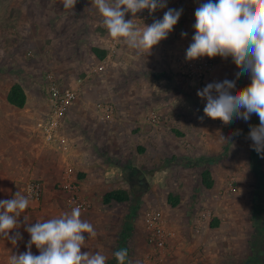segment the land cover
<instances>
[{
	"label": "crops",
	"instance_id": "crops-1",
	"mask_svg": "<svg viewBox=\"0 0 264 264\" xmlns=\"http://www.w3.org/2000/svg\"><path fill=\"white\" fill-rule=\"evenodd\" d=\"M204 2L207 0H167V7L151 14L148 9L137 12L135 17L126 13V20L133 19L142 28L154 19H162L168 8L183 9L168 37L154 45L150 54L138 55L109 36L100 24L102 17L92 0H77L73 12L64 10L61 0H0V8L3 7L0 28L8 31L15 27L18 36L15 49L23 50L29 40L45 62L46 55L59 52L54 36L71 35L64 38V45L75 54L59 55V59H63V67H74L62 74L73 75V80H77L75 100L80 102L78 110H71L73 102L65 115L61 133L65 145L59 142L47 145L36 126L46 110L43 78L23 73L3 86L0 80V200L12 199L17 191L28 196L27 183L31 181L42 185L40 198L30 199L29 207L18 217L20 227L9 233L14 236L18 232L22 238L16 245L0 238V264H7L11 254L28 250L27 226L71 211L67 204L69 193L59 188L65 181L77 182L80 194L90 202L89 208L81 210V219L90 222L97 235L88 239V234L83 233L86 247L82 246V252L100 251L112 256L119 243L110 229L114 226L110 224L114 218L109 221L110 207L129 202L134 186L142 184V193L138 195L141 216L148 211H160L170 235L161 254L148 258L145 225L140 224L138 233H142L132 241L137 256L142 253L146 261H162L167 255L161 264H264V233L256 237L258 212L264 204V154L254 150L248 136L250 127L259 124V117L253 114L248 121L234 119L224 124L204 115L206 100L197 95L208 83L224 79H236V88H243L250 83V76L237 79L235 73L239 69L232 58L220 56L213 58L212 69L201 82H189L175 72L178 57L192 42L195 10ZM181 32L187 36L182 37ZM79 46L82 53L77 51H81ZM92 47L104 51V57L99 59ZM87 61L100 65L101 75L108 76L105 80L102 77L103 88L97 91L99 97L111 101L103 102H110L114 108L108 118L102 117L97 104L94 107L92 104L90 113L93 111L97 120L114 117V122L131 123L128 132L112 133L111 139L116 143L112 151L119 153V163L115 165H106L97 156L93 136L86 128L91 116L84 105L87 95L81 93L83 79L76 72ZM169 69L173 75L167 72ZM14 83L20 84L25 92L22 107L7 100ZM133 83L144 85V90L124 89ZM147 115L149 123H142ZM152 115L156 122L150 121ZM134 116L138 118L136 122ZM133 124L140 125L142 132L132 133ZM125 140L131 149L128 154L124 152ZM163 161L169 163L163 165ZM140 168L144 170L143 179H138ZM205 170L209 173L210 187L203 184ZM131 180L138 181V185ZM116 189L126 190L129 199L105 204L104 194ZM105 220L109 221L106 231ZM257 240L259 243L255 245ZM31 251L39 255L34 244ZM135 261L139 259L134 258Z\"/></svg>",
	"mask_w": 264,
	"mask_h": 264
},
{
	"label": "clouds",
	"instance_id": "clouds-1",
	"mask_svg": "<svg viewBox=\"0 0 264 264\" xmlns=\"http://www.w3.org/2000/svg\"><path fill=\"white\" fill-rule=\"evenodd\" d=\"M64 10L73 12L77 0H61ZM102 19L100 24L109 36L137 54H150L154 45L166 39L177 24L183 9L168 8L162 19H154L150 25L140 26L133 19L126 20V13L135 17L144 9L149 14L167 7V0H92ZM195 32L186 49L185 59L195 60L204 56L223 59L229 57L242 75L250 76V83L237 89L236 79L213 81L197 91L206 100L204 115L230 124L234 119L248 121L255 114L259 124L252 125L248 133L252 147L264 154V0H207L195 10ZM186 37V32H181ZM203 119V117H201ZM223 138V137H222ZM30 195L19 191L12 199L0 200V238L9 239L13 245L21 239L20 233L10 236L19 228L18 217L29 207ZM27 221L28 218L25 216ZM30 234L28 250L11 254L7 264H106L108 257L100 251L82 252L86 238L96 237L94 226L81 219V208L75 206L70 212L58 217L37 221L25 229ZM39 255L31 251L32 245ZM118 264H140L129 259L127 249L113 253Z\"/></svg>",
	"mask_w": 264,
	"mask_h": 264
},
{
	"label": "rangeland",
	"instance_id": "rangeland-1",
	"mask_svg": "<svg viewBox=\"0 0 264 264\" xmlns=\"http://www.w3.org/2000/svg\"><path fill=\"white\" fill-rule=\"evenodd\" d=\"M2 8L3 7L0 8V14L3 10ZM2 30L3 29L0 28V31ZM17 37L18 36L16 34L15 27H13L12 29L8 31L5 30V31L0 32V43L3 44V45L0 44V80L2 82L1 86H3V84L5 83H8L9 80H11L10 78L12 77L20 76L23 73H26V74L29 73L32 75L36 74L37 76H40L41 80L43 78L42 86H41L42 90L44 89V85L46 83L45 80H47V75H50L53 78H58L61 80L64 78L62 81L65 85L76 88L75 85L77 84V80L76 81L73 80L74 76L70 75L69 77H66V75L62 74L67 69L69 70L74 67H66V68L63 67V65H61L62 64L61 62L63 61V59L61 60L59 59V55H63V56L65 55L66 57L68 56L70 57V56H73V54H75L74 51L69 50V48H67L68 46L64 45L65 44L64 38L71 37V35L54 36V38L58 40L57 41L58 45L56 47L58 49L57 52L58 51L59 52L54 53L50 57L46 55L45 62H43V57L39 56V52L36 50V47L29 40L26 41L28 46H25L23 50H19V47L15 49V47L17 46L16 45L17 41H18ZM78 49H81V51L80 50H77V51L79 53H82V47L79 46ZM39 58H42V59H39ZM47 58L49 59L47 60ZM79 71L80 72H76V75L80 76V78L83 79L82 81L83 85L81 86L80 84L81 93L87 95L86 97L87 104L85 103L84 105L87 106L86 109L89 112L88 116H91V119L89 121L90 125L87 123L86 128H89L87 129V131L91 132L90 136H93V139H94L93 146H95L94 150H96L97 156L100 157L106 165H115L116 163L118 164L119 162H118L117 154L119 153L116 154V152L114 150L112 151V148H111V147H115V144H116L115 142L113 143V140L111 139L112 133L119 135V134L128 132V128H130L129 126L131 125V123L125 124V123H121L117 121L114 122V119H113L114 117L112 119L109 118L110 120L108 121H104L100 119L97 120L98 118H96L94 112L91 111L90 113V110H92L91 109L92 104L94 107V105H96L98 102H103V100H109V99H104L102 97H99L98 95L99 92L97 91L98 89L103 88L102 81H100L102 80V77L105 80V78H108V76L101 75L103 72V70L101 69V66L91 61H87L86 64L82 68L79 69ZM167 72L170 75L174 74V72H172V69H169ZM59 75L62 76L63 78L60 77ZM111 81L112 80L108 81V84ZM124 89L143 91L144 85L142 84L140 85L139 83L137 84L133 83L131 86H129L128 88H124ZM73 104L74 106L71 108ZM73 104L70 105L71 110H78L80 106V102L78 100H75ZM134 117L135 118L133 121L136 122L138 118L137 116H134ZM66 118L67 117H65V119ZM72 118H73V115H72ZM78 118H79V115H78ZM142 120H143L142 123L144 121L149 123L148 121L149 115H147L146 118ZM76 121L78 123V120ZM131 129H132V133H136L142 130L143 128H141L140 125L133 124L131 126ZM85 130L86 129H83V131ZM138 136L140 135L138 134ZM124 142L126 144L124 145V152L128 154V152L131 151L130 145H128L127 140H125ZM109 145H110L109 148L111 149L107 148V146ZM86 149H89L91 151L89 146H86ZM128 156H131V155H128ZM172 160H175V159H172ZM166 163H169V162L163 161L162 164L164 165ZM138 171L140 173L144 172L143 168H140ZM108 180L112 181L111 179H108ZM132 181L134 184H137L138 182L136 180H131L130 182L132 183ZM134 187H135V191H134V194L131 195L132 198L129 202L114 204L112 205V207H110L111 211L109 209V211L111 212L110 215H108L109 221L111 220V217L114 218V220H112L110 223V224L113 223L112 225L114 226L113 228H110V229L114 230V232L112 233L117 235L116 237L118 238L119 244H116L117 249L116 247H114L112 256L108 257L107 262L108 264H113V263L118 264V261L115 259L113 253L120 249H127L128 254H129V259L132 261H134V258H136V259H139V261L144 262V264H161L167 255L164 256L162 261L160 259H156L155 261L154 260L146 261L142 253H140L137 256V251L133 249L132 241H136L137 234L142 233V232L138 233V230L141 227L140 224L145 225V236L144 237L146 239V215L148 212H150L148 211L145 213L144 216H141L140 210H139V207H140L139 202H140L141 196L138 197V195L139 194L141 195L143 187H142V184H139L138 186L135 185ZM261 205L262 206L259 208L261 210L259 211L258 209L260 219L257 221L258 227L256 226V229H257L256 232H258L259 235L263 234V232L260 230V227L264 224L263 223L264 222V204H261ZM108 222H106L105 220V223H104L105 231L107 230ZM258 243L259 241L257 240V243H255V245H257ZM146 250L148 251V247L145 248V251Z\"/></svg>",
	"mask_w": 264,
	"mask_h": 264
},
{
	"label": "built area",
	"instance_id": "built-area-1",
	"mask_svg": "<svg viewBox=\"0 0 264 264\" xmlns=\"http://www.w3.org/2000/svg\"><path fill=\"white\" fill-rule=\"evenodd\" d=\"M186 51L177 59L175 72L189 82L198 83L205 79L214 64L213 58L207 56L188 61L185 59ZM44 85L43 100L45 104L44 115L36 122V126L43 136L45 144L52 145L54 142L65 145V139L61 136L63 121L69 106L77 97L76 88L69 87L61 79L47 75ZM97 110L102 117L108 118L114 108L110 102L97 103ZM150 121L156 122L155 115L150 117ZM66 148V146H65ZM41 183H27L28 196L30 199H39L41 195ZM59 188L69 193L67 204L73 208L79 206L81 210L89 208L90 202L79 192V184L74 181H65ZM170 231L167 229L165 221L160 211H151L146 215V245L148 247V258H154L164 250Z\"/></svg>",
	"mask_w": 264,
	"mask_h": 264
},
{
	"label": "trees",
	"instance_id": "trees-1",
	"mask_svg": "<svg viewBox=\"0 0 264 264\" xmlns=\"http://www.w3.org/2000/svg\"><path fill=\"white\" fill-rule=\"evenodd\" d=\"M91 50L99 59H102L105 55L104 51L99 50L96 47H92ZM7 100L9 103H11L12 105L17 106V107H22L25 104L26 95H25L24 90L20 86V84H18V83L12 84V86L8 90ZM202 180H203V184L206 187L211 186L208 171L205 170L202 173ZM128 199H129V193L126 190H122V189H116V190L108 191L103 196V202L105 204L110 203L112 201L123 202V201H127ZM174 203H175L174 201L171 202L172 205H174ZM253 217H254V215H253ZM257 227H258V225H257ZM260 230L264 233V226H261ZM257 235H259L258 232H256V237H257Z\"/></svg>",
	"mask_w": 264,
	"mask_h": 264
},
{
	"label": "water",
	"instance_id": "water-1",
	"mask_svg": "<svg viewBox=\"0 0 264 264\" xmlns=\"http://www.w3.org/2000/svg\"><path fill=\"white\" fill-rule=\"evenodd\" d=\"M144 178V174L143 173H140L139 175H138V179H143Z\"/></svg>",
	"mask_w": 264,
	"mask_h": 264
}]
</instances>
